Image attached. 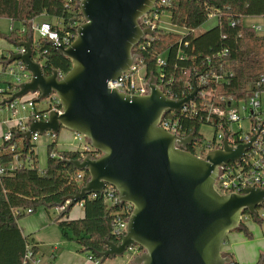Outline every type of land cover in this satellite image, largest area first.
Here are the masks:
<instances>
[{"label":"water","instance_id":"1","mask_svg":"<svg viewBox=\"0 0 264 264\" xmlns=\"http://www.w3.org/2000/svg\"><path fill=\"white\" fill-rule=\"evenodd\" d=\"M158 2L77 3L83 23L76 28L73 43L65 47L49 41L72 64L62 77L56 70L47 76L45 65L34 60L33 30L26 41H13L15 51L5 63L22 62L30 80L0 105L29 94L38 95L37 103L55 95L61 111L51 110L45 121L31 119L27 131L17 137L29 144L34 134L58 136L64 129L81 135L98 152L97 158L63 159L88 179L60 208L68 202L65 210L70 211L88 196L102 195L106 186L116 189L119 209L124 204L133 207L120 242L106 240L107 250L96 254L101 263L123 258L138 246L143 251L130 264H233L222 252L223 240L245 230L246 213L254 221L258 219V211L264 207V188L246 187L241 194L222 196L214 186L220 169L240 162L256 136L234 149L225 135L221 149L210 150L202 159L188 151L198 142L195 133L180 137L160 127L166 115L179 114L195 101L200 92L196 77L193 90L182 99L167 97L154 75L145 96L108 88L109 81L118 80L137 63L140 55L135 48L156 34L140 22Z\"/></svg>","mask_w":264,"mask_h":264},{"label":"trees","instance_id":"2","mask_svg":"<svg viewBox=\"0 0 264 264\" xmlns=\"http://www.w3.org/2000/svg\"><path fill=\"white\" fill-rule=\"evenodd\" d=\"M169 2V5L158 9L159 15L168 12L172 27L187 33L181 35L156 28V34L149 44L135 52L142 58L146 75H154L165 95L173 99H182L191 90L193 78L199 75L213 70L222 77L219 82L209 78L208 84L202 87L204 97L198 94L193 105L186 111L171 115L183 132L188 135L196 134L198 144L189 147V151L195 153L203 143L199 131L202 125L207 124L210 106H219L221 98H233L237 101L245 99L251 95L255 84L264 74V36L244 23L247 17H264V0ZM212 14H216V24L203 33L196 34ZM42 15L61 21L62 26L51 24L60 33L75 31L83 23L75 1L0 0V18L18 22L24 28V33L19 30H12L10 34L0 32V38L10 43L26 41L31 23ZM37 44L39 52H46L42 59L45 61L47 76L54 70L62 75L71 70L70 60L55 52L48 41L38 40ZM7 59L6 55L0 58L2 74H9L11 67L16 64L7 65ZM161 59L164 61L163 65H159ZM8 86H12V83ZM9 95H12L11 88L0 92V96L7 99ZM12 134L10 141L0 144V167L6 170L0 178V264H23L28 251L32 252L35 259L37 247L32 245L30 237L23 236L19 220L37 213L41 208L50 214L60 208L66 197L80 191L88 179L87 174L76 171L63 161L79 159L80 153L59 151L58 136L51 135L52 142L47 146V166L40 170L35 144H27L17 137L15 130H12ZM16 157L22 166L10 169ZM71 210L61 211L54 221L63 238L76 243L79 252L98 259L96 254L107 250L106 240L119 243L112 234L114 214L119 211L117 206H110L101 197L87 199L84 201L85 215L80 220L69 219ZM245 216L249 214L246 213ZM256 222L262 223L259 216ZM244 231L252 238L246 227ZM226 241L227 237L223 240V245Z\"/></svg>","mask_w":264,"mask_h":264},{"label":"built area","instance_id":"3","mask_svg":"<svg viewBox=\"0 0 264 264\" xmlns=\"http://www.w3.org/2000/svg\"><path fill=\"white\" fill-rule=\"evenodd\" d=\"M75 1L76 5L82 0H69ZM169 0H159L156 4L152 12L141 20V26L143 28H151L156 31V28L161 27V17L164 15H159L158 9L169 5ZM216 16V14H212L209 18ZM264 18V17H263ZM234 25V24H233ZM252 29L258 32L259 28L257 25L251 26ZM164 29V28H163ZM31 30L33 33L37 32L39 38H37V42L33 44L34 50V60L39 62L40 65H45V61L43 54L39 52L38 40L50 41L56 44H61L65 47H69L76 38L75 31H62L54 29L51 24L42 23L38 26H32ZM264 31V28L262 29ZM24 33V30L21 32ZM184 35V34H181ZM264 36V35H262ZM153 39V37L148 36L145 41H143L137 49H142L144 46L149 44V41ZM138 54V53H137ZM210 62V61H208ZM16 64L11 67L9 74L14 78V82L12 86H8L7 90L11 88L12 94L18 91V86L21 83L28 82L30 80V74L25 71V66L22 62H15ZM164 61L159 60V65H163ZM143 67V61L140 58L137 60V63L134 64L126 73H124L118 80L109 81L108 88L111 90H118L121 93H125L130 96H145L149 93L148 90V81L149 78L146 75L143 78H139V68ZM145 70V68H144ZM64 76L61 74V77ZM163 77V76H161ZM197 85L200 87L201 96H205L202 92V87L208 84L209 78H212L214 81H221L222 77L218 75L215 71L211 70L209 73L202 74L196 77ZM157 81V78H156ZM158 84V81H157ZM159 85V84H158ZM160 86V85H159ZM161 87V86H160ZM162 89V87H161ZM163 90V89H162ZM189 90L188 92H191ZM187 92V93H188ZM186 95V94H185ZM184 95V97H185ZM9 95L8 97H10ZM28 96V95H27ZM27 96L23 98L16 99L10 104H6L4 106L0 105V114L3 112H8L10 114V118L8 120V124H10L9 131L6 132L3 136V141L7 142L13 138L12 130H15L17 133H23L27 131L29 121L31 119H36L37 121H45L48 119L49 112L51 110H60V102L58 98L53 95L50 101V106L47 110L40 111L37 108V94H29V98ZM199 96V95H198ZM183 97V98H184ZM2 103V102H1ZM0 103V104H1ZM194 102H192L188 107L192 106ZM244 104L242 110L248 113V118L251 122L250 132L247 134L242 133L241 128V117L239 114L240 105ZM188 107L184 108L182 111H186ZM181 111V112H182ZM20 112L26 113L28 115H20ZM175 113H171L166 115L160 124V127L165 131L177 134L180 137H187L188 134L182 131L178 122L171 118V115ZM213 115V116H212ZM207 124L214 126L216 129L220 130L215 140L209 143H202L199 148L196 149V156L205 159L206 154L210 150L221 149L222 142L227 136L228 142L232 148H237L239 145H245L250 141V138H254L255 140L252 144L250 150H248L244 157L240 162L229 163L226 165L224 169H220L218 178L215 183V190L220 195H230V194H241L242 189L248 188H264V74L260 77V80L255 84V88L251 95H248L245 99L234 100L233 98H221L219 106L211 105L209 109V116L206 118ZM232 125H237V132L231 131L230 127ZM261 128V129H260ZM260 129V130H259ZM259 130V132H258ZM51 137V134H49ZM190 135V134H189ZM38 134H34L31 137L30 142L36 143L39 139ZM75 138L77 141H81L83 138L81 135L75 134ZM198 142L194 143L197 145ZM197 150L200 152V155L197 154ZM76 151L80 153V158L83 159L87 155H92L94 158L99 156L98 152H96L92 147L88 145L86 142L81 148H78ZM189 151V149H188ZM190 152V151H189ZM192 153V152H191ZM54 157V155H52ZM30 163V161L28 160ZM22 164L18 162V158H15V162L10 166V169H15L16 167H21ZM5 169L0 167V178L5 174ZM81 177V176H79ZM98 197L104 198L106 202L110 206H116L119 202V197L117 191L112 186H106L104 193L102 195L92 194L88 196L87 199H97ZM68 205V202L64 205V207L60 208L61 211L65 210ZM81 207H84V202L79 203ZM133 207L130 204H124L122 208L119 209L118 212L114 214L113 220V228L112 234L116 237L119 242L123 236V233L127 230V221L132 214ZM31 211L29 210L28 213ZM142 249L138 246L130 248L127 253L133 259L135 256L140 255L142 253ZM89 259L94 264H101L99 259H93L89 257ZM35 262L33 259V254L31 251H28L26 254L23 264H32Z\"/></svg>","mask_w":264,"mask_h":264},{"label":"crops","instance_id":"4","mask_svg":"<svg viewBox=\"0 0 264 264\" xmlns=\"http://www.w3.org/2000/svg\"><path fill=\"white\" fill-rule=\"evenodd\" d=\"M43 16V15H42ZM253 18V17H248ZM41 19V16L36 18L32 23V26H38L42 23H48L51 24L48 21H43L41 23L36 24V22ZM209 22H212L215 25L217 22V17H211L209 18ZM205 26V25H204ZM203 26V27H204ZM202 27V28H203ZM201 28V29H202ZM201 29L198 30L199 33H203ZM24 28L22 29V31ZM207 30V29H206ZM205 30V31H206ZM21 31V32H22ZM171 32H176L180 34H186L187 31L184 30H178L173 27V29L168 30ZM37 42V39L34 38V44ZM15 51L14 47L12 46V43L1 40L0 41V58L3 55H6L9 57V55ZM2 89V88H1ZM3 98L7 99V97L0 96V103L3 101ZM5 113V112H3ZM1 113V114H3ZM0 114V115H1ZM7 119H4L6 121ZM64 130V129H63ZM67 131V130H66ZM62 130L60 134H62ZM69 133L64 134V139L61 141V144H57V149L59 151H76L77 148H74L73 142L76 141L75 134L67 131ZM59 134V135H60ZM69 134V135H68ZM58 135V136H59ZM72 136V138L69 140V137ZM52 142V140H51ZM58 143V141H57ZM59 212H61L60 208L55 209ZM84 207H81L80 205L75 206L69 214L70 220H80L84 218ZM55 217L51 216V213L48 214L44 209H39L37 213L28 215L21 220H19L18 225L19 228L25 237H30V242L32 245H35L37 247L38 253L35 257V264H38L36 262V259L41 255L42 257H45L44 250H48L47 248L52 249V257L50 258V261L47 260L45 264H61L66 258H69V264H94L88 257L87 254L79 252V247H72L70 245L69 249L63 250L59 255L57 251L60 248H64L66 244H73V242H69L65 240L61 234V231L59 229V226L54 221ZM249 229V228H247ZM254 237L249 238L245 231H235L233 233H230L227 236V241L223 245L222 250L227 255H229L232 258L233 262H236L238 264H257L262 257V253H264V248L261 243H256ZM260 242V241H259ZM118 258L115 260H111L112 264H115L117 262ZM53 261V262H52ZM132 261L131 257L128 256L126 260L119 261L123 264H130ZM108 260L101 264H107ZM33 264V263H32Z\"/></svg>","mask_w":264,"mask_h":264},{"label":"rangeland","instance_id":"5","mask_svg":"<svg viewBox=\"0 0 264 264\" xmlns=\"http://www.w3.org/2000/svg\"><path fill=\"white\" fill-rule=\"evenodd\" d=\"M43 21H48L50 22L53 26H62L61 21H59L56 18L50 17L48 15H43L41 16V19H39L36 24L38 25V23H41ZM244 23L247 26H253V25H257L259 28L258 29V34L259 35H264V31L262 30L264 28V18L263 17H253V18H245L244 19ZM214 23L209 22L206 23V25L201 29L202 32H204L206 29H210L211 27H213L214 25H212ZM161 27H163L165 30H171L173 29L171 22H170V14L168 12L164 13V15L161 17ZM160 28V29H163ZM23 26L18 23V22H12L9 19L6 18H0V32L4 33V34H10V32L12 30H19L22 31ZM199 33L198 31H196V34ZM34 38L37 39L39 38V35L37 32L34 33ZM3 40L0 38V41ZM139 78H143L145 76V70L143 67L139 68V74H138ZM13 83L14 82V78L11 77L9 74H2V66L0 65V92L7 90L8 84L9 83ZM2 88V89H1ZM31 96H27V98H29ZM4 99V98H3ZM50 100L47 101H43L40 103H37V108L40 111H44L47 110L50 106ZM244 104L240 105L239 108V114L241 117V128H242V133L243 134H247L250 132L251 129V122L250 119L248 118V113L244 112L242 110ZM20 115L24 116V115H28V112L23 113L20 112ZM10 118V114L8 112H5L3 114L0 115V144L3 143V136L6 132L9 131L10 128V124H8V120ZM4 119H7L6 121H4ZM231 131L237 132V125H232L230 127ZM62 134H60L58 136V143L57 144H61V141H63L64 139V134L65 133H69L66 130H62ZM221 133L220 130L216 129L214 126L211 125H202L199 131V135L202 137L203 139V143H209V142H213L216 138V136ZM69 135V134H68ZM69 137V136H68ZM72 138V136L69 137V140ZM52 137H50V135L48 133H46L44 136H40L38 141L35 144V153L37 155V161H38V168L40 170H44L47 166V158H48V153H47V146L51 143ZM86 140L84 138L81 139V141H75L73 142V146L74 148H81L83 145H85ZM197 154L200 155V152L197 150ZM79 205V204H78ZM77 206V205H76ZM75 208V207H74ZM59 211L57 210H53L51 211V216L52 217H57L59 215ZM258 215L260 217V219L262 220V223H257L256 221H254L250 216H245L243 218V226L247 229L250 234L254 237V239H256V243H261L263 245L264 248V207L260 208V210L258 211ZM260 241V242H259ZM70 245L72 247H78V245L76 243L73 242V244H66V246L62 249L60 248L57 253L58 255L63 252V250L69 249ZM48 250H44L45 252V257L41 258V255L36 259V262H38V264H45V262L50 261V258L52 257V249L51 248H47ZM223 252V250H222ZM224 255H227L225 252H223ZM129 256L128 253H126V255L123 258H118L117 262H115V264H123L122 262L119 261H124L127 259V257ZM261 260H263L264 262V253H262V257ZM53 262V261H52ZM35 264V262L33 263ZM61 264H69V258H66ZM107 264H112L111 260H108Z\"/></svg>","mask_w":264,"mask_h":264}]
</instances>
